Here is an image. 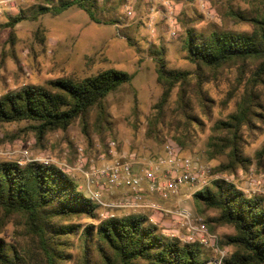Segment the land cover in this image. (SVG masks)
I'll use <instances>...</instances> for the list:
<instances>
[{
  "label": "rangeland",
  "instance_id": "1",
  "mask_svg": "<svg viewBox=\"0 0 264 264\" xmlns=\"http://www.w3.org/2000/svg\"><path fill=\"white\" fill-rule=\"evenodd\" d=\"M97 1L95 16L99 22L91 20L84 10L72 6L59 14L45 13L19 21L14 26L12 38L7 26L9 16H14L20 9L34 7L37 1L16 0L13 6H0V94L26 84H43L46 80L62 77L78 79L110 68L132 75L129 83L107 96L101 120L97 109L90 112L86 133L76 121L66 131L51 132L40 140L31 128L33 123L28 120L1 123L0 160L24 161V150L28 151L29 158L48 159L71 175L83 195L98 202L93 194L99 193L102 218L132 209L143 213V208L115 206L128 189L123 185H101L104 180L97 184L91 174L94 167L125 156L138 171L149 160L163 155L166 144L174 146L180 157L208 166L211 173L226 161L223 155L209 158L208 140L214 135L215 122L225 119L235 108L233 100L226 101L225 98L228 88L236 83V66L223 69L217 78L203 83L210 101L207 99L204 108L200 102L192 100L190 112L199 118L200 125H190L185 130L178 103V84L173 86L166 101L161 102L163 85L157 82V58H164L167 69L187 72L191 84L189 95L192 96L195 94V67L186 56L187 30L256 32L258 28L253 22L233 18L231 11L250 18L262 12L264 0H207L204 9L196 0H172L177 25L175 36L170 34L163 17L162 0ZM31 12L35 14V10ZM150 17L152 24H149ZM174 136L186 137L187 145L177 146L173 142ZM243 137V154L251 159L246 169L218 171L212 176L207 175L205 184H186L177 196L163 201L161 206L169 210L187 208L196 219L214 217L217 212L210 210L201 216L193 206L192 195L206 185L211 186L215 179L233 182L246 195L264 197V165H258L254 159L255 151L264 145V120L257 123L253 131L245 130ZM86 173L93 183L88 181ZM152 199L159 203L158 197ZM150 218L165 236L184 243L183 237L188 230L170 214L153 211ZM0 223V237L17 243L20 225L12 220ZM214 230L219 240L233 233V228L227 225L216 226ZM172 232L176 236H172ZM74 242L75 246L79 244L77 240ZM224 250L229 254L233 248L227 246ZM206 253L210 258L215 257L211 249L207 248Z\"/></svg>",
  "mask_w": 264,
  "mask_h": 264
},
{
  "label": "trees",
  "instance_id": "2",
  "mask_svg": "<svg viewBox=\"0 0 264 264\" xmlns=\"http://www.w3.org/2000/svg\"><path fill=\"white\" fill-rule=\"evenodd\" d=\"M36 1L34 7L9 16L11 38L19 21L59 14L72 6L99 22L95 16L97 0ZM261 10L250 18L231 11V17L253 22L258 28L253 33L187 30L186 56L195 67L192 96L187 72L167 69L164 58H157V82L163 85L161 102L178 84L185 130L200 125L199 118L190 112L192 100L207 107L203 83L217 78L225 68H237L236 83L228 88L225 98L233 100L235 108L215 122L214 135L208 140L209 158H226L212 173L237 172L251 164L243 154V134L264 120V1ZM131 78L124 70L110 68L78 79L62 77L26 84L0 94V124L28 120L40 140L51 132L66 131L76 121L86 133L90 112L97 109L101 120L107 96ZM182 137L174 136L179 147L187 145L188 139ZM254 159L264 165V145L255 151ZM155 196L161 205L170 199L155 194H149V199ZM192 202L201 216L208 210L217 212L202 220L211 232L219 225L233 228L232 234L219 240L221 249L233 248L219 264H264L263 196L246 195L233 182L215 179L211 186L196 190ZM100 208L101 204L83 195L71 175L56 164L31 160L20 165L0 160V222L12 220L20 225L17 243L0 237V264H207L210 260L202 245L165 236L150 220L153 209H141L140 213L131 208L101 218Z\"/></svg>",
  "mask_w": 264,
  "mask_h": 264
},
{
  "label": "built area",
  "instance_id": "3",
  "mask_svg": "<svg viewBox=\"0 0 264 264\" xmlns=\"http://www.w3.org/2000/svg\"><path fill=\"white\" fill-rule=\"evenodd\" d=\"M15 2L16 0H0V6H13ZM196 2L201 9L206 8L207 0H196ZM162 9V12H164L163 17L166 18L169 25L170 34L175 36L177 25L172 0H162ZM152 23L153 18L150 17L149 24ZM164 151L163 155L149 160L138 171L133 169L132 163L125 156H122L119 160H113L109 164L104 163L99 167H94L91 174L97 179V184L100 180H104L101 185H123L128 189L121 200L114 204L115 206L120 208L141 207L170 214L177 223L185 226L188 230L183 237L184 243L196 242L205 248L211 249L215 257L210 258L207 264H219L227 251L220 248L218 235L210 232L201 219H196L187 208L179 207L169 210L155 200L149 199V194L158 195L161 199H169L177 196L184 185L205 184L206 176H212L208 166L199 165L189 158L180 157L174 146L166 144ZM22 154L25 159L24 161H18L20 165L31 160L43 164L50 163L48 159L29 158L27 150L22 151ZM86 177L90 183H93V180L89 179L88 173H86ZM142 185L146 186L145 191L142 190ZM93 197L100 202L98 192H95ZM150 220L154 221L153 218H150ZM171 235L176 236L174 232Z\"/></svg>",
  "mask_w": 264,
  "mask_h": 264
},
{
  "label": "crops",
  "instance_id": "4",
  "mask_svg": "<svg viewBox=\"0 0 264 264\" xmlns=\"http://www.w3.org/2000/svg\"><path fill=\"white\" fill-rule=\"evenodd\" d=\"M142 168H143V166H142ZM142 190H143V191L146 190V186H145V185L142 186Z\"/></svg>",
  "mask_w": 264,
  "mask_h": 264
}]
</instances>
